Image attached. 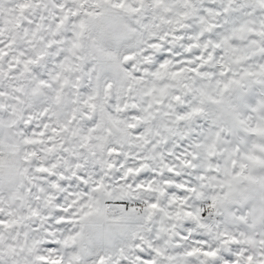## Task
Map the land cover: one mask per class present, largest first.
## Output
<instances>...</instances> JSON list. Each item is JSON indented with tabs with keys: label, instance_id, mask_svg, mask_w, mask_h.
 Here are the masks:
<instances>
[{
	"label": "snow or ice",
	"instance_id": "6c2138e0",
	"mask_svg": "<svg viewBox=\"0 0 264 264\" xmlns=\"http://www.w3.org/2000/svg\"><path fill=\"white\" fill-rule=\"evenodd\" d=\"M0 264H264V0H0Z\"/></svg>",
	"mask_w": 264,
	"mask_h": 264
}]
</instances>
